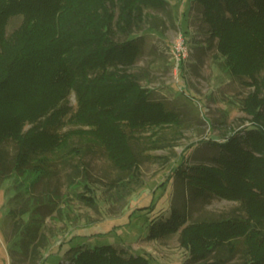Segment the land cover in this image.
I'll return each instance as SVG.
<instances>
[{
  "label": "trees",
  "instance_id": "trees-1",
  "mask_svg": "<svg viewBox=\"0 0 264 264\" xmlns=\"http://www.w3.org/2000/svg\"><path fill=\"white\" fill-rule=\"evenodd\" d=\"M198 1L230 71L256 86L243 100L252 123L224 140H209L218 153L210 161L182 163L175 174L192 197L238 201L245 215L187 223V212L174 208L169 218L153 222L148 237L180 231L181 244L201 264H223L207 259L213 251L234 252L242 242L240 264H264V0ZM167 3L0 0V174L32 168L40 179L48 174L49 155L84 135L121 170L139 167L136 131L181 120L129 71L141 53L137 37L130 36L141 28L145 9ZM18 14L21 24L8 33L10 18ZM73 91L76 108L69 101ZM67 125L72 127L62 131ZM9 141L15 146L12 162L2 146ZM68 252V262L59 264H152L148 256H127L111 243L79 244Z\"/></svg>",
  "mask_w": 264,
  "mask_h": 264
},
{
  "label": "rangeland",
  "instance_id": "rangeland-1",
  "mask_svg": "<svg viewBox=\"0 0 264 264\" xmlns=\"http://www.w3.org/2000/svg\"><path fill=\"white\" fill-rule=\"evenodd\" d=\"M167 1L163 8L147 7L141 28L130 36L137 37L141 53L129 71L152 98L179 112L180 123L136 131L141 163L135 170H121L84 135L50 154L48 174L40 179L32 168L0 174V264H59L68 262L74 246L106 243L127 256L144 254L152 264H201L181 244L180 231L149 238L153 222L169 218L174 208L187 212V223L245 215L238 201L192 197L175 170L182 163L210 161L219 149L209 140H224L251 125L243 100L256 86L230 71L217 40L210 39L198 0ZM22 20L21 14L12 16L7 32ZM69 101L77 107L74 91ZM2 146L12 162L14 144ZM243 247L241 242L234 252L213 251L207 260L240 264Z\"/></svg>",
  "mask_w": 264,
  "mask_h": 264
}]
</instances>
